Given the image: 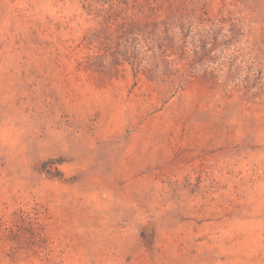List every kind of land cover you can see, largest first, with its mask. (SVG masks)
Wrapping results in <instances>:
<instances>
[{
  "label": "rangeland",
  "instance_id": "374dc122",
  "mask_svg": "<svg viewBox=\"0 0 264 264\" xmlns=\"http://www.w3.org/2000/svg\"><path fill=\"white\" fill-rule=\"evenodd\" d=\"M0 264H264V0H0Z\"/></svg>",
  "mask_w": 264,
  "mask_h": 264
}]
</instances>
